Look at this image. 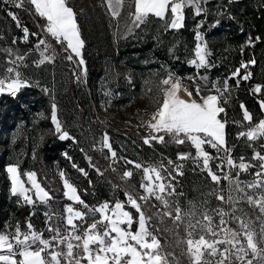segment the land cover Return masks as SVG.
<instances>
[{
    "label": "rangeland",
    "instance_id": "rangeland-1",
    "mask_svg": "<svg viewBox=\"0 0 264 264\" xmlns=\"http://www.w3.org/2000/svg\"><path fill=\"white\" fill-rule=\"evenodd\" d=\"M14 1L0 0V74L8 67H15L21 73V79L27 80L28 84L15 96L0 93V184L5 183L4 189L0 190V197L4 195L3 201L0 198V233L15 232L17 226L21 232H28L27 225L30 223L31 231L41 233L44 239L50 240L55 234L48 231L49 227L59 228L62 235H68L72 227L67 224L66 208L71 206L75 211L87 213L83 220H74L78 226L75 234H82L87 225L100 219V213L89 210L105 202L110 207L116 201L124 202L125 209L133 213L135 220L137 214L127 203L126 194L138 201L140 196L148 195L140 187L141 183H147L143 168H157L164 179L156 183L170 185L165 192L157 190L156 193L168 201L167 207L154 196L140 203L142 210L151 217L149 230L159 239L161 254L167 256L169 264H190L184 230L188 218L174 222L176 206L181 208L183 215L195 205L196 218H200L202 211L208 210L215 224L219 223V217L212 210L222 209L228 213L225 216L228 221L226 226L240 230L239 223L232 219L230 203L225 196L223 173L216 172L221 179L219 182L212 181L202 167V160L190 159L197 155L190 141L175 143L168 134L156 133L147 126L162 102V90L167 87L161 83L162 80L167 79L169 73L173 78L177 72L185 73L189 69L188 59L192 56L196 58V32L209 36L210 40L216 36L221 38L222 32L214 24L217 21L214 15L199 20L195 12L190 11V24L180 34L179 29L166 30L165 23L153 17L129 32L131 19L128 13L134 10L129 7L131 0H125L120 16L115 18L107 0H69V6L77 14L84 41L82 56L85 64L79 65V57L71 50L65 51L66 42L58 43L47 33L46 20L35 13L28 0H23L20 7L14 5ZM16 1L21 4V0ZM10 12L16 19L9 15ZM205 23L209 27L207 32L204 31ZM24 28L28 29L27 40ZM41 40L45 43L40 44ZM213 53L207 57L210 62L211 59L216 61L217 57L224 58L217 56L215 51ZM68 55L73 56L72 61L66 58ZM20 56L23 60H17ZM43 56L51 59L40 63ZM10 61H16V64ZM196 70L199 77L191 78L199 81L201 92L216 93L213 84L207 81L208 75L203 77L201 67ZM248 71L249 68L240 69L239 78ZM227 72L235 71H212L221 77H225ZM256 74L259 84L254 77ZM227 84L229 90L223 93V98L258 94L255 92L258 85L261 88L259 93L264 95V67L253 69V76L242 84L231 85L230 81ZM215 86L223 92L224 80ZM70 89L75 92L74 104L69 99ZM53 104L56 105L62 132L68 133L65 139H60L62 132L55 131L51 119ZM105 135L110 149L105 146ZM158 135H164L163 142L151 140L148 144L144 143L146 137ZM48 147L56 150L57 159H47L50 151L44 150ZM259 148L262 149L261 145ZM93 150L102 152L104 163L90 155ZM113 151L116 153L114 157L111 154ZM185 154L187 159H178ZM10 164L18 165L21 179L29 189L31 185L24 175L27 172H35L40 184L46 176L60 183L58 193L62 198L56 199L54 205H47L46 201L36 197L35 190H30L27 195L34 202L28 204L22 196L13 195L11 177L7 172ZM136 164L142 168H136ZM107 171L116 178L110 177ZM126 171L132 172V175L125 177ZM61 172L77 188L84 204L65 196ZM221 195L225 197L223 201L217 199ZM169 211L173 212L172 216L166 214ZM236 216L247 221L246 216ZM136 230L134 222L132 231ZM259 246L264 247V243ZM52 250L66 251V245L49 249ZM76 251L80 252L79 249ZM252 258L249 253L245 259ZM235 264L244 262L235 261ZM253 264L264 262L255 259Z\"/></svg>",
    "mask_w": 264,
    "mask_h": 264
},
{
    "label": "snow or ice",
    "instance_id": "snow-or-ice-1",
    "mask_svg": "<svg viewBox=\"0 0 264 264\" xmlns=\"http://www.w3.org/2000/svg\"><path fill=\"white\" fill-rule=\"evenodd\" d=\"M28 2L34 7L35 13L46 20L45 30L47 33L55 38L58 43L63 44L66 42L65 51L71 50V53L79 57L78 64L84 65L85 61L82 56L84 41L81 38L77 23V14L69 6V0H28ZM22 3L23 0L17 7L22 6ZM124 3L125 0H107L108 8L114 18L120 16ZM201 3L202 0H131L129 7L134 10L128 13L131 19V26L128 31L131 32L134 28H139L150 16L163 21L166 30H178L184 26L185 9L193 7L195 15H200L204 11L201 8ZM9 15L16 19L13 13L10 12ZM23 31L25 40H27L28 29L24 28ZM33 35L36 34L33 33ZM256 39H259V37ZM196 40V58L189 62L197 67H205L208 65L207 57L210 53L200 32H196ZM39 43L44 44L45 41L41 40ZM249 43H251V40H249ZM66 58L69 61L73 60L72 55H68ZM50 59L49 56H43L40 63ZM17 60H23V57H17ZM10 63L15 65L16 61H10ZM249 63H255V61ZM247 67L248 64H241V68ZM250 75L248 73L240 78L248 80ZM233 76H240L239 68L236 69ZM161 83L169 85V87L162 90V103L152 114L147 126L156 133L168 134L175 143L183 144L186 140L190 141L197 151V156L202 158L203 169L208 171L212 181L219 182L221 177L212 172L210 168V161L214 157L204 151L203 145L207 144L212 148L230 152L225 142V122L218 118L219 114L224 112V108L220 107L219 104L223 93L229 90L227 81L224 82L223 92L213 85L216 94L206 96L201 95V89L197 86L195 91L199 100L192 98L193 93L182 86L180 79L174 80L171 73ZM237 83H239V80ZM27 84L28 81L21 79V73L16 71L15 67H8L3 74H0V93L7 92L15 96ZM181 91L186 94L188 99L181 98L179 95ZM260 91L261 88L258 85L255 92L259 93ZM259 103L261 109L264 110V101ZM241 108L244 109V119L251 122V113L244 108L243 104H241ZM51 119L55 125V131L61 133L62 127L56 115L55 104L52 105ZM239 135L247 136L249 140L264 136V119L260 120L247 133L241 132ZM67 137V132H62L60 135V139ZM151 140L163 142L164 135L146 137L144 143L148 144ZM104 141L105 146L110 149L111 145L107 143V135H105ZM111 154L113 157L116 155L114 151ZM187 158L186 154L178 157V159ZM253 159L261 161L259 164L260 171L255 172V180L248 183L246 187L250 189L264 188V155L256 152ZM240 160L243 161L244 158L240 157ZM128 163L132 162L129 161ZM227 163L233 167H238L242 171H248L250 167H253V165L243 162L238 165L235 164L230 155L227 157ZM73 166L75 167V165ZM135 167L142 168L140 164H136ZM80 171L84 173L83 169H80ZM7 172L11 177V192L13 195L22 196L28 204L34 202L32 197L27 195L30 190H35V195L40 201H46L49 198V193L38 182L35 172L24 173L31 189L25 187L18 165H8ZM143 172L147 183H141L140 187L148 195L140 196L139 200L147 202L150 196H154L167 207L168 201L156 193L157 190L161 193L165 192L166 187H170V185L166 186L163 182L156 183V181H163L164 179L157 168H143ZM84 174L87 175V173ZM153 174L155 179H153ZM131 175L132 172L130 171L124 172L125 177ZM60 176L66 190L65 196L79 204H84L77 188L67 178H64L63 172L60 173ZM224 179H229V177L225 176ZM236 183L238 190L243 192L244 189L239 187V182ZM169 194L171 195V192ZM126 195L127 203L131 205V208L137 214L135 220L133 213L125 209L124 202L116 201L111 207L108 202H105L99 207L89 210L100 213V219L87 225L82 234H75L78 226L74 223V220H83L87 213L75 211L71 206L66 208L68 213L67 224L72 227V232H69L68 235H62L59 228L49 227L48 231L55 234L50 240L44 239L41 233L31 231L32 225L30 223L27 225L30 230L28 232H21L19 226H17L15 232L0 233V264H62V259L64 264H82V261H86V264H169L167 256L161 254L159 239L149 230L151 217L147 216L142 210V205L136 198H133L130 194ZM217 199L223 201L225 197L221 195ZM228 199L231 200V196ZM246 199L249 204L258 207L259 211L264 213V192L261 193L259 199H254L252 196H246ZM85 207L87 208V205ZM212 212L219 217L218 224L213 222V215L209 214L208 210L202 211L200 218H196L195 205L189 211L184 212L183 215L179 206L174 209V222L183 221L184 217L188 218L184 230L187 234L185 244L190 264H235V261L253 264L255 259L264 262V247L259 246L261 242H264V224L261 225L259 239H257V233L252 230L249 223L241 220L240 217L235 215L232 217L240 225V230H236L226 226L228 221L225 216L228 213L222 209H213ZM166 214L172 216L173 212L169 211ZM134 222L137 224L135 232L132 231ZM121 225L127 227H121ZM241 237H243V240ZM73 240L78 243L74 244ZM60 244L66 245V251H49V249L59 247ZM34 245L36 247H33ZM76 249H79L80 252H77ZM249 253L252 254L253 258L245 259Z\"/></svg>",
    "mask_w": 264,
    "mask_h": 264
},
{
    "label": "crops",
    "instance_id": "crops-1",
    "mask_svg": "<svg viewBox=\"0 0 264 264\" xmlns=\"http://www.w3.org/2000/svg\"><path fill=\"white\" fill-rule=\"evenodd\" d=\"M201 8L204 9V11L200 15H197L198 19L205 20V18L213 14L215 20H217L214 24L217 26V29H220L222 32V34H220L221 38L216 36L211 40L209 36L202 34L204 42L207 44V50L210 55L214 54L213 52L215 51L217 56H224V58L217 57L216 61H212L211 59V62L208 61L207 66L201 67V72L204 74V76H202L205 77L208 75L207 81L213 85L218 84L222 80H224V82L230 81L231 85L242 84L244 80H241L239 76H233L232 72H227L225 77H221L219 74H213L212 71H236L238 68L242 70L241 64L245 63L248 64L247 68H249L246 74L250 73L251 78L253 76V69H257L258 66L264 67V18H262L263 26L261 29L248 26V21H246V18L251 16L254 12H256L257 16H264V0H204ZM190 11L195 12V9L193 7L185 9L184 26L179 29V34L180 32H185L190 24L188 21ZM208 28V24L205 23L204 31L207 32ZM257 37H259V39H256ZM249 40H251V43H249ZM193 59L194 57L192 56L188 60L191 61ZM253 60L255 63H249ZM188 66L189 69H187L185 73L183 71H176L177 73L174 74L173 79H180L183 87L192 89L189 90L193 93L192 98L199 100L195 90L197 86H200V83L193 79L199 77V74H196V68L199 67L191 63L188 64ZM194 74L196 75L194 76ZM191 76L193 78H191ZM254 77L258 79L257 74ZM238 80L239 83H237ZM256 83L259 84L260 80H256ZM167 87H169V85H167ZM208 94L216 93L201 92L202 96ZM179 95L184 99H188L183 91H181ZM260 101H264V95L261 93L241 96L230 95L226 98L222 97L219 106L224 108V112L220 113L218 118L222 122H225V142L230 152L212 148L207 144L203 145L204 151L214 157V159L210 161L211 171L215 174L218 171L223 173L225 196L227 199L229 196L232 198L231 200L228 199L232 214L235 216H246L247 221H245L252 225V230L257 233V239H259L261 225L264 224V213H261L258 207L249 204L246 196L259 199L261 193L264 192V188H261V190L257 192V188L250 189L247 188L246 185L253 182L255 180V172L260 171L259 164L261 161L253 159V156L256 152L264 155V138L258 137L255 140H249L247 136H240L239 133H247L251 128L255 127L260 120L264 119V110L260 107ZM241 104L251 113V122L244 119V109L241 108ZM260 145L262 149L259 148ZM192 146L194 147V145ZM243 149L245 150L243 151ZM194 151L197 154L195 147ZM229 155L235 164L238 165L243 162L245 164H251L253 167H250L248 171H242L238 167H233L227 163V157ZM240 157H243L244 160L241 161ZM190 159L202 160V158L197 155ZM225 176H228L229 179H224ZM237 181L239 182V187L244 189L243 192L238 190ZM240 204L242 206L241 208ZM251 215H254L255 218ZM235 221L236 220H234V222ZM263 243L264 242H261L260 244Z\"/></svg>",
    "mask_w": 264,
    "mask_h": 264
},
{
    "label": "trees",
    "instance_id": "trees-1",
    "mask_svg": "<svg viewBox=\"0 0 264 264\" xmlns=\"http://www.w3.org/2000/svg\"><path fill=\"white\" fill-rule=\"evenodd\" d=\"M262 18H264V16H261V15H258L257 16L256 12H254L251 16H248L246 18V21H248L247 22L248 23L247 25L248 26H253L254 28L261 29L262 26H263V19ZM70 92L71 93H69V99L72 100V102L74 104L76 102V101H74L75 100V92H73V89H70ZM78 121H80V120L78 119ZM82 124H83V121H82ZM48 150L50 151V153L47 156V159L48 160L57 159V152H56V150L48 147L44 151L46 152ZM90 155H92L94 159L99 160V162H103L104 163V161L102 160L103 159L102 152L96 153L93 150V151H90ZM107 174L110 177H112V178H116V177H114L115 175L111 174L110 171L109 172L107 171ZM46 177L45 178H42L41 181H40L42 187L45 189V191H47L49 193V198L46 199V204L47 205H49V204L50 205H54V201H56V199L62 198V196L58 193V192H60V191H58L59 190V184L60 183H58L56 181L53 182L50 177H47V178ZM4 187H5V183L0 184V190H3ZM0 198L3 201L4 200V195H1Z\"/></svg>",
    "mask_w": 264,
    "mask_h": 264
},
{
    "label": "built area",
    "instance_id": "built-area-1",
    "mask_svg": "<svg viewBox=\"0 0 264 264\" xmlns=\"http://www.w3.org/2000/svg\"><path fill=\"white\" fill-rule=\"evenodd\" d=\"M14 5H16V6L18 5L16 0L14 1ZM114 164H115V162H114ZM260 190H261V188H257V191H260ZM138 202L143 203L144 201L139 200Z\"/></svg>",
    "mask_w": 264,
    "mask_h": 264
}]
</instances>
